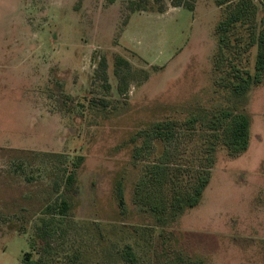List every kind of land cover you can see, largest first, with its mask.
Wrapping results in <instances>:
<instances>
[{"label": "rangeland", "instance_id": "1", "mask_svg": "<svg viewBox=\"0 0 264 264\" xmlns=\"http://www.w3.org/2000/svg\"><path fill=\"white\" fill-rule=\"evenodd\" d=\"M177 1L0 0V264L41 256L49 224L52 264H264V76L242 105L229 91L254 74L264 4L249 0L221 34L241 0ZM222 111L250 117L239 155L223 145L226 125L188 122ZM165 122L169 141L154 134ZM202 166L199 202L170 221L168 201L191 193ZM59 200L68 213L44 214Z\"/></svg>", "mask_w": 264, "mask_h": 264}, {"label": "trees", "instance_id": "2", "mask_svg": "<svg viewBox=\"0 0 264 264\" xmlns=\"http://www.w3.org/2000/svg\"><path fill=\"white\" fill-rule=\"evenodd\" d=\"M114 0H109V2H113ZM147 1V0H146ZM146 1H135V0H128V6L129 9L132 11L136 10H145L147 7L144 6ZM251 3L249 0H241L240 2L236 3L234 5V8L232 9L231 15L224 21L220 22L217 25V29L221 34L225 33L231 26L234 24L241 22L244 20L250 13H251ZM174 7H180L182 6V3L180 0L174 3ZM185 9H188L189 11H192V6L189 4H186V6H183ZM164 8H160L159 12H162ZM262 22H264V13L262 16ZM257 55L256 60L254 64V74L251 76L249 73L245 72L244 76H241L236 83H233L230 85V95L234 101V103L242 105L247 100V94L250 90V87L252 84H258L261 82L263 76H264V30L260 33V35L257 38ZM103 62V61H102ZM104 66V62L101 63ZM100 64V65H101ZM121 64L127 65V62L124 61L122 58L117 57L116 58V66H119ZM115 74H117V70H115ZM103 106H106V104L101 101ZM208 117V116H207ZM206 115L203 117V115H193L191 119L188 120L190 124L196 123L200 121L203 128L210 132H215L221 128L224 129L223 134V145L225 146L228 154L230 156H236L240 153H243L246 148L248 147V141H249V127H250V117L248 114L244 112H225L222 111L218 113V115L211 114L210 117L207 118ZM155 131V138H159L162 140L165 139L166 141H169L172 139V136H174V127L170 122H165L162 124H156L153 127ZM153 131V132H154ZM215 141L218 140V136L213 137ZM208 157H206V161L204 163V166L206 167L207 163H210L211 160L214 159V146L210 145L208 151H207ZM201 167L200 171L197 172L196 177V184L194 185L191 193L184 194L180 192H174L171 196L169 203V214L170 218L169 220L174 222L175 219L180 216L185 209L193 208L197 203L199 202L202 192L207 184V180L205 179V172L203 170V167ZM164 168H156V174H158L157 177V183L160 184V186H157L156 188H159L162 192L161 186L164 183L166 174H165ZM160 180V181H159ZM67 183H72V177L71 175L67 177L66 179ZM158 184V185H159ZM162 203H160L159 206H155L153 203L149 205V211L152 214H155L156 216L164 215V210L166 209L168 203H165L163 199V193H162ZM120 203L122 201L120 200ZM142 204V203H141ZM145 206V204H143ZM53 210H57V212L60 215H65L69 211V205L65 200H59L58 203H54L52 205H48L44 209V214H52L51 212ZM167 223V222H166ZM162 224V225H166ZM51 225H42L39 227V233L38 238L41 240L43 245L42 247H37L36 251L41 248V251L43 254L41 256L34 258L32 252H25L23 254L22 262L21 264H52V261L50 259V245L46 241L47 237L51 234ZM40 242V243H41ZM32 249L35 251L36 243H32ZM35 251V252H36ZM123 259L124 261L128 263H134L135 257L134 254L131 252L130 248L127 247L123 251ZM40 254L38 251L37 254ZM80 257L79 255L73 256L72 262L69 261L67 264H78L76 260H78ZM176 258V257H174ZM175 260V259H174ZM179 264H181L182 260L178 258ZM188 264H203L200 261H189Z\"/></svg>", "mask_w": 264, "mask_h": 264}, {"label": "water", "instance_id": "3", "mask_svg": "<svg viewBox=\"0 0 264 264\" xmlns=\"http://www.w3.org/2000/svg\"><path fill=\"white\" fill-rule=\"evenodd\" d=\"M262 1V3L264 4V0H261Z\"/></svg>", "mask_w": 264, "mask_h": 264}, {"label": "flooded vegetation", "instance_id": "4", "mask_svg": "<svg viewBox=\"0 0 264 264\" xmlns=\"http://www.w3.org/2000/svg\"><path fill=\"white\" fill-rule=\"evenodd\" d=\"M261 1V0H260ZM261 3H262V1H261ZM263 4V3H262Z\"/></svg>", "mask_w": 264, "mask_h": 264}]
</instances>
